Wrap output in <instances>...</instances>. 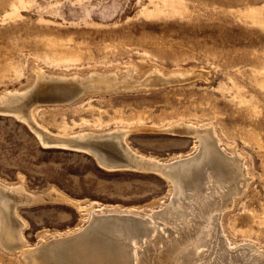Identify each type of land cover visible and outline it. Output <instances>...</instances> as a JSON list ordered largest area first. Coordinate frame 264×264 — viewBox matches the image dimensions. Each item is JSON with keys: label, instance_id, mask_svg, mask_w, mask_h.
<instances>
[{"label": "rangeland", "instance_id": "obj_1", "mask_svg": "<svg viewBox=\"0 0 264 264\" xmlns=\"http://www.w3.org/2000/svg\"><path fill=\"white\" fill-rule=\"evenodd\" d=\"M34 66L83 81L55 83L60 88L109 83L98 72L135 83L67 105L35 106L33 122L49 136L121 128L131 150L169 161L198 146L178 123L209 126L248 177L222 216L223 232L232 243L264 250V0H0V95L33 87ZM155 72L190 78L158 86ZM1 113L0 182L39 199L11 194L7 204L23 240L14 250L0 244V264H52L28 253L87 223L84 209L65 199L142 212L171 197L158 173L106 170L87 152L43 147L22 120Z\"/></svg>", "mask_w": 264, "mask_h": 264}, {"label": "bare ground", "instance_id": "obj_2", "mask_svg": "<svg viewBox=\"0 0 264 264\" xmlns=\"http://www.w3.org/2000/svg\"><path fill=\"white\" fill-rule=\"evenodd\" d=\"M131 69L125 71L126 79L131 78ZM33 71L38 85L53 83L58 86L55 83H66L72 79L78 81V76H70L72 79L62 75L50 76L35 66ZM98 73L96 75H99L100 80L106 77L116 85L125 86L130 83L135 86L134 80L129 82L119 79L115 73ZM155 75L164 77L156 72ZM93 76L92 74V79L95 78ZM31 88L2 92L0 106L4 107H0V112L13 114L22 120L35 133L43 147L63 146L87 152L106 170L123 165L121 159L142 165V168L148 167L145 171L158 173L169 182L172 194L164 205L157 207L158 209L142 212L139 209L101 207L95 202L81 205L77 201L65 199L80 211L84 209L87 217L85 226L70 234H56L50 244L29 253L24 251V255L28 253V256L38 262L52 258V264H264V250L242 242L232 243L221 227L224 212L232 204L234 196H238L245 184V178L248 177L243 175L237 154L232 156L219 148L216 134L214 135L209 126L178 123L183 125L178 126L179 128H184L185 132L191 131L197 137L198 146L195 153L187 157L160 161L131 150L125 141L127 130L121 128L108 131H79L72 136H49L46 130L43 131L33 122L31 112L35 105L26 110L20 106ZM8 108L10 110H6ZM17 191L18 195H23L27 200L39 199L32 193L25 192L20 185L12 186L0 182V244L8 250L20 247L18 243L21 244L23 240L22 235L19 238L20 228L13 224L18 216L7 204L11 194H16ZM51 197L60 196L53 191ZM72 238H76L75 243L69 247L57 245Z\"/></svg>", "mask_w": 264, "mask_h": 264}, {"label": "water", "instance_id": "obj_3", "mask_svg": "<svg viewBox=\"0 0 264 264\" xmlns=\"http://www.w3.org/2000/svg\"><path fill=\"white\" fill-rule=\"evenodd\" d=\"M154 76L157 77V79H158V82H157L159 84L158 86L180 83V82L185 81L187 78H190L189 74H174V75L169 74L168 76L163 77V78L156 76V75H154ZM104 79H108V78L105 77ZM102 82H104V81H102ZM104 83L105 84H102V83H100V85L98 84L97 85L98 87L95 86V88H93L94 87L93 85H87V84H82V83L77 84V86H73V87H70L69 85H64V84L62 85L61 84L62 88L54 86V87L49 88L47 91H43L41 88H39L40 85L35 83L33 88H31L30 91L28 90L30 93L27 95V97L25 99L22 100L23 103H21L22 105H20V106L24 110H26L33 105H35V106L67 105V104H71V103L75 102L79 98H81L84 95L89 94V93H98L99 94V93L113 92V91H115L121 87H124L122 85H116L115 83H113V81L111 82V79H110L109 83L108 82H104ZM56 85L60 86V84H56ZM0 107H4V106H0ZM6 110H10V109L8 108ZM8 114H10V113H8ZM187 133H192V132L187 131ZM92 157H93L94 161L98 164L96 158L94 156H92ZM121 160H123V165L114 166V168H112V169L125 168V169H138V170L144 169L145 170V168H148V167L142 168L141 167L142 165L138 166L136 164L130 163L129 161H126V159H121ZM75 239L76 238H74V239L72 238L71 240H68L65 243H61V244H57V245H66L67 247H69L71 244L75 243L74 242ZM57 245H54V246H57Z\"/></svg>", "mask_w": 264, "mask_h": 264}]
</instances>
